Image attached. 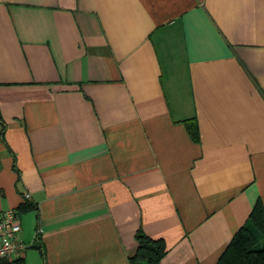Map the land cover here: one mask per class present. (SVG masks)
<instances>
[{"label":"crops","instance_id":"crops-1","mask_svg":"<svg viewBox=\"0 0 264 264\" xmlns=\"http://www.w3.org/2000/svg\"><path fill=\"white\" fill-rule=\"evenodd\" d=\"M259 201L264 0H0L18 264H130L141 230L217 264Z\"/></svg>","mask_w":264,"mask_h":264},{"label":"trees","instance_id":"trees-1","mask_svg":"<svg viewBox=\"0 0 264 264\" xmlns=\"http://www.w3.org/2000/svg\"><path fill=\"white\" fill-rule=\"evenodd\" d=\"M191 135L197 140L196 123H188ZM5 128L2 131L4 139ZM22 209V208H21ZM21 215V210L17 211ZM138 247L130 258V264H162L168 249L165 241L155 240L142 230L137 234ZM264 206L261 201L255 206L249 225L234 237L217 264H264ZM20 262L17 261L16 264Z\"/></svg>","mask_w":264,"mask_h":264},{"label":"built area","instance_id":"built-area-1","mask_svg":"<svg viewBox=\"0 0 264 264\" xmlns=\"http://www.w3.org/2000/svg\"><path fill=\"white\" fill-rule=\"evenodd\" d=\"M22 224L17 210L0 213V264H16L31 245L21 239ZM39 235L37 232L36 238Z\"/></svg>","mask_w":264,"mask_h":264},{"label":"rangeland","instance_id":"rangeland-1","mask_svg":"<svg viewBox=\"0 0 264 264\" xmlns=\"http://www.w3.org/2000/svg\"><path fill=\"white\" fill-rule=\"evenodd\" d=\"M264 243V242H263Z\"/></svg>","mask_w":264,"mask_h":264}]
</instances>
